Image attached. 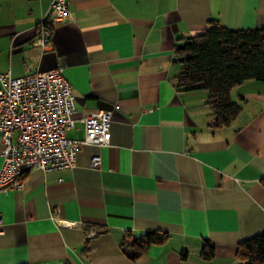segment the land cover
Wrapping results in <instances>:
<instances>
[{"label":"crops","instance_id":"0c3cea01","mask_svg":"<svg viewBox=\"0 0 264 264\" xmlns=\"http://www.w3.org/2000/svg\"><path fill=\"white\" fill-rule=\"evenodd\" d=\"M50 1L0 0V73L63 68L76 109L66 137L108 111L110 141L0 193V264H241L239 245L264 234V83L235 87L240 113L214 129L207 92L176 87L174 50L212 20L264 27V0H66L72 20L50 26L43 50ZM148 231L166 238L130 259Z\"/></svg>","mask_w":264,"mask_h":264},{"label":"built area","instance_id":"2783aa9c","mask_svg":"<svg viewBox=\"0 0 264 264\" xmlns=\"http://www.w3.org/2000/svg\"><path fill=\"white\" fill-rule=\"evenodd\" d=\"M71 20L66 0H51L34 45L45 50L51 40L50 26ZM74 104L70 83L61 67L18 78L12 77L10 71L0 73V193L22 189V177L29 171L72 168L83 145L109 144L108 111L84 117L82 140L66 137L74 127ZM100 165L101 158L93 157L90 166L97 169Z\"/></svg>","mask_w":264,"mask_h":264},{"label":"trees","instance_id":"16d2710c","mask_svg":"<svg viewBox=\"0 0 264 264\" xmlns=\"http://www.w3.org/2000/svg\"><path fill=\"white\" fill-rule=\"evenodd\" d=\"M174 53L181 65L176 87L207 92L214 129L226 128L238 117L240 106L230 98L235 87L251 80L264 83V27L229 30L212 20L204 32L177 45ZM261 183L264 185V179ZM165 238L163 233L146 232L132 241L133 254L128 257L135 260L148 246ZM201 256L211 259L213 246L206 243ZM180 258L185 259V253ZM237 258L241 264H264V234L241 243Z\"/></svg>","mask_w":264,"mask_h":264}]
</instances>
